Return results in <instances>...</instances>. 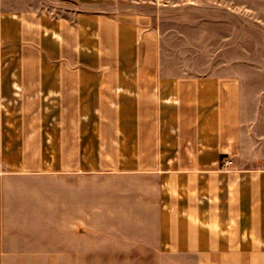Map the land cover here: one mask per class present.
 <instances>
[{
    "label": "crops",
    "instance_id": "crops-1",
    "mask_svg": "<svg viewBox=\"0 0 264 264\" xmlns=\"http://www.w3.org/2000/svg\"><path fill=\"white\" fill-rule=\"evenodd\" d=\"M116 1L0 0V264H93L86 174L132 180L150 210L108 251L264 264V88L172 72L158 10L99 7Z\"/></svg>",
    "mask_w": 264,
    "mask_h": 264
},
{
    "label": "rangeland",
    "instance_id": "rangeland-1",
    "mask_svg": "<svg viewBox=\"0 0 264 264\" xmlns=\"http://www.w3.org/2000/svg\"><path fill=\"white\" fill-rule=\"evenodd\" d=\"M116 2L99 7L110 11L134 8L146 13L158 10L165 46L164 61L172 72L242 73L253 78L256 88H264V0ZM31 3H40L58 11H65L74 5L56 1ZM76 179L73 185L78 186L74 189V195L78 190L79 205L94 206L96 223L78 226L80 233L95 235L93 264H158L150 257L124 256L120 250H113V247L110 251L105 248L107 242L103 238H110V244L113 245L114 242L119 243V237L145 235L151 231V225H137L134 222L137 217L148 216L150 210L135 207L141 204V200L140 195L130 187L133 186L132 180L113 175L87 174L79 175ZM64 184L69 186L70 182ZM69 228L73 230L76 227L64 226L63 231H70Z\"/></svg>",
    "mask_w": 264,
    "mask_h": 264
}]
</instances>
